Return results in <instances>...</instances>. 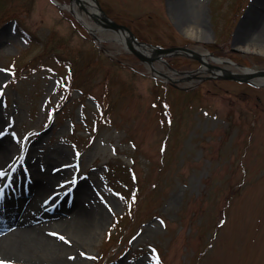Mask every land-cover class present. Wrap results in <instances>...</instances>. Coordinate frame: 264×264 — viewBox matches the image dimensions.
<instances>
[{
  "label": "rangeland",
  "instance_id": "1",
  "mask_svg": "<svg viewBox=\"0 0 264 264\" xmlns=\"http://www.w3.org/2000/svg\"><path fill=\"white\" fill-rule=\"evenodd\" d=\"M57 1L65 7L0 0V126L17 144L15 164L33 146V159L68 168L57 191L102 214L64 230L66 250L37 257L264 264V83L221 72L264 69V50L253 49L264 46V0H97L138 40L184 45L214 66L192 54L140 58Z\"/></svg>",
  "mask_w": 264,
  "mask_h": 264
},
{
  "label": "bare ground",
  "instance_id": "2",
  "mask_svg": "<svg viewBox=\"0 0 264 264\" xmlns=\"http://www.w3.org/2000/svg\"><path fill=\"white\" fill-rule=\"evenodd\" d=\"M85 3L90 6L89 2ZM73 9L76 15L82 16L75 5ZM81 20L86 22L83 16ZM114 36L119 42L126 43L124 35L114 33ZM196 36L199 37L200 34ZM253 49L263 51L264 46L253 45ZM207 56V53H202L203 59L206 60ZM152 68L154 71L157 70L153 65ZM260 79L263 78H257V81ZM0 132H2L1 126ZM16 145L5 133L0 136V168L4 167L0 171L3 172V178L6 174L8 176L6 186L0 191L2 195L0 203L2 200L9 203L3 208L0 207V260H10L13 264H40L42 260L37 257L39 252L51 256L66 250L67 247L60 235L56 233L64 234V230L67 233L83 228L98 219L102 212L96 205L87 208L85 201L88 197L83 198L74 191L73 195L69 191L63 193L59 203L49 207V204L61 193L60 190L57 191L58 179L68 173V168L63 166L54 168L53 160L33 159V146L27 148L28 155L24 163L12 166L13 153L18 149ZM56 153L58 155L55 160L66 156L62 149ZM9 198L10 200H6ZM60 203L64 205L59 206ZM50 224L59 228L55 229L54 226L51 228ZM59 259L54 257L56 261ZM59 261L60 264H75L79 259L67 255Z\"/></svg>",
  "mask_w": 264,
  "mask_h": 264
},
{
  "label": "water",
  "instance_id": "3",
  "mask_svg": "<svg viewBox=\"0 0 264 264\" xmlns=\"http://www.w3.org/2000/svg\"><path fill=\"white\" fill-rule=\"evenodd\" d=\"M56 3V0H53ZM83 2H89L90 3V10H87L85 8V6L83 5ZM74 3H76V5H78L80 8L84 9L90 16L93 17V19L96 22H100V26L97 27H92L90 24H86L84 23L85 27H87L90 30H95L96 29H103L102 27H104L105 25L108 26L109 28L113 29L114 32L118 35H124L126 37V43H123L124 45H126L130 51H132L135 54H139L140 58H145V56L142 54L143 51L146 52H150L151 55L153 57H159L162 55H172V54H193L194 57L196 59H198L199 61H202L210 66H214L211 65L210 63H207L206 61L203 60V58L201 57V53L196 52L195 50H193L192 48L186 47V46H167V47H160L158 45H154V44H150V43H146L143 41H140L136 38L135 34L132 32V30L124 24L118 23L112 19H110L107 14L104 12V10L99 6L98 1L97 0H71L68 8L70 9L71 12H75V10L73 9V5ZM61 6L65 7V4L60 3ZM97 10H96V9ZM83 23V22H82ZM213 58L216 60L217 58L215 56H213ZM147 60L150 61V59L148 58ZM151 69L152 68V64H151ZM154 70V69H153ZM247 70V71H246ZM245 71L248 72V69H246ZM222 71L225 72V75L223 76L224 78L227 79H234V80H238V81H248L249 78L253 77V75L255 76H259L263 79H261L264 83V69H259V70H255V71H251V73H246L244 72L243 75H239L236 72L230 71L228 69L223 68Z\"/></svg>",
  "mask_w": 264,
  "mask_h": 264
},
{
  "label": "snow or ice",
  "instance_id": "4",
  "mask_svg": "<svg viewBox=\"0 0 264 264\" xmlns=\"http://www.w3.org/2000/svg\"><path fill=\"white\" fill-rule=\"evenodd\" d=\"M0 93H2V90H0ZM4 133L3 132H0V136H2ZM0 175H3V172L0 171ZM117 195H120L119 193H117ZM56 235H60L59 233H56ZM61 239H67L66 237L64 236H60ZM70 242V241H69ZM85 255H87V253H85ZM0 264H13L12 261L10 260H0Z\"/></svg>",
  "mask_w": 264,
  "mask_h": 264
},
{
  "label": "trees",
  "instance_id": "5",
  "mask_svg": "<svg viewBox=\"0 0 264 264\" xmlns=\"http://www.w3.org/2000/svg\"><path fill=\"white\" fill-rule=\"evenodd\" d=\"M168 113H169V116L172 115V110L170 108L168 109Z\"/></svg>",
  "mask_w": 264,
  "mask_h": 264
}]
</instances>
